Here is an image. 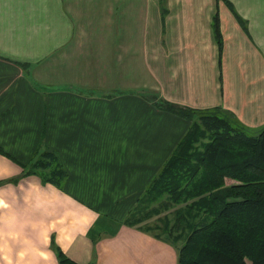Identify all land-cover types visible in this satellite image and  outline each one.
Instances as JSON below:
<instances>
[{
    "label": "crops",
    "instance_id": "1",
    "mask_svg": "<svg viewBox=\"0 0 264 264\" xmlns=\"http://www.w3.org/2000/svg\"><path fill=\"white\" fill-rule=\"evenodd\" d=\"M161 99L264 126V0H0V264H178L140 206L190 127Z\"/></svg>",
    "mask_w": 264,
    "mask_h": 264
},
{
    "label": "trees",
    "instance_id": "2",
    "mask_svg": "<svg viewBox=\"0 0 264 264\" xmlns=\"http://www.w3.org/2000/svg\"><path fill=\"white\" fill-rule=\"evenodd\" d=\"M213 26L221 44L218 14ZM157 106L190 127L141 198L143 218L158 213V206L150 207L164 205L161 196L167 193L168 200L187 201L172 221L159 226L178 249V264H264V127L250 134L222 106L199 109L165 99ZM28 171L55 185L66 176L53 151L42 153ZM57 249L60 264H79Z\"/></svg>",
    "mask_w": 264,
    "mask_h": 264
},
{
    "label": "rangeland",
    "instance_id": "3",
    "mask_svg": "<svg viewBox=\"0 0 264 264\" xmlns=\"http://www.w3.org/2000/svg\"><path fill=\"white\" fill-rule=\"evenodd\" d=\"M130 27H131V25H130ZM130 33H132V32H129V34ZM137 36H138V33H136V34H134V33H132V37L131 38H133L135 41H137V39H135V38H137ZM133 41V40H132ZM118 62L117 61H114L113 62V68L117 71L118 69H120V66L117 64ZM137 67V66H136ZM117 74V73H116ZM75 89V87H72L71 88V90H74ZM85 92H88V93H90V91L89 90H85ZM110 93H113V92H110ZM144 93V92H143ZM203 109H208V108H203ZM225 109V108H224ZM245 124V123H244ZM248 126V125H247ZM250 129H251V131L249 132L250 134H253V135H256V134H258L259 133V131L261 130V129H263V127L264 126H262V127H259L258 129L257 128H253V127H250V126H248ZM203 141L204 142H206L207 141V139L205 138V139H203ZM61 183V182H60ZM223 192H225V188L222 190H217L216 191V194H222ZM168 197H169V195L166 193V194H162V196H161V198L163 199V202L165 203L164 205H162V204H159V203H157V202H155L153 205H154V207H157V211H158V216H157V218H159V220H160V218L162 217V219H164V223H162L161 224V226L162 227H164V225L163 224H165V222H167L168 220L169 221H172V219L173 218H175V215L179 212V211H181L182 209H183V207L185 208V205H186V203H187V201L186 202H184V203H182V202H180V203H178V202H176L174 199H170V200H168ZM192 201V199H190L188 202L190 203ZM153 215H155V214H153ZM156 216V215H155ZM165 217H167V218H165ZM168 219V220H167ZM165 225H167V224H165Z\"/></svg>",
    "mask_w": 264,
    "mask_h": 264
}]
</instances>
